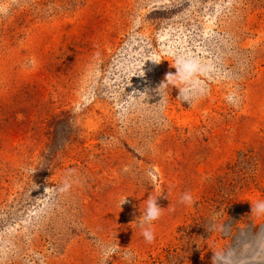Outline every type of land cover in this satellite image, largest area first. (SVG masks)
Masks as SVG:
<instances>
[{
    "label": "rangeland",
    "instance_id": "1",
    "mask_svg": "<svg viewBox=\"0 0 264 264\" xmlns=\"http://www.w3.org/2000/svg\"><path fill=\"white\" fill-rule=\"evenodd\" d=\"M262 201L264 0H0V264H264Z\"/></svg>",
    "mask_w": 264,
    "mask_h": 264
},
{
    "label": "clouds",
    "instance_id": "2",
    "mask_svg": "<svg viewBox=\"0 0 264 264\" xmlns=\"http://www.w3.org/2000/svg\"><path fill=\"white\" fill-rule=\"evenodd\" d=\"M177 72L175 75L168 74L166 77V83L161 84L159 89L161 88H167L168 83L172 79H176L178 81V85L176 88L179 90V96L178 99H181L183 102L189 103L191 106L196 102V100L199 98L197 95L193 93L192 90L187 86L189 85L191 81V77L195 72L196 65L194 61L177 57L176 58V66H175ZM183 84L185 87H180L179 85ZM158 89V95H160L163 98V95H166L167 93H164L163 95L159 92ZM139 95V94H138ZM161 105H163L165 102L162 99ZM124 201L122 205L125 203ZM180 203L182 204H188L191 205L193 203V198L190 193H184L180 198ZM164 209H162L158 203L157 198H154L152 196H149L146 201V210L141 214V216L137 219L139 220L138 227L141 230V235L144 238L145 243L152 244L155 242V231L153 228V223L161 218L163 215ZM252 211L257 213H264V201L257 202L254 206H252ZM136 220V221H137ZM209 230V229H207ZM116 246L114 244H105L101 247V255L102 257L107 255L110 251L114 250ZM134 255V253L128 251L125 253V258L129 259ZM218 260V254H214L212 259V264H217Z\"/></svg>",
    "mask_w": 264,
    "mask_h": 264
}]
</instances>
